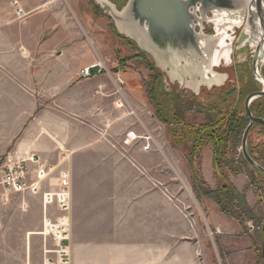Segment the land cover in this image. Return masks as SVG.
Returning <instances> with one entry per match:
<instances>
[{
  "label": "rangeland",
  "instance_id": "obj_1",
  "mask_svg": "<svg viewBox=\"0 0 264 264\" xmlns=\"http://www.w3.org/2000/svg\"><path fill=\"white\" fill-rule=\"evenodd\" d=\"M95 1L0 0V54L4 55L3 58L0 56V102L7 107L3 112L0 111V118L6 117V124H9L10 120H16L18 115L23 114L20 109L22 92H25V118L34 115L29 110L35 97L32 79L35 76L41 78L39 86L38 80L35 81L38 91L50 82L47 72L58 61V52L61 51L58 46L61 43L75 45L105 40L106 48L111 52L107 51L105 56L100 54L95 62L88 65H99L95 72H101L95 76L102 73L115 75L118 84L115 93L121 95L124 93L125 71L131 69L135 73L140 72L143 78L149 105L145 112L150 117L148 126L153 131L150 150L158 151L164 160L157 166V161L151 156L135 158L146 180L158 184L164 181V193L175 202V209L185 220L184 228L182 219L171 217L170 233H185L184 238L171 240V251L179 242L195 247L197 255L194 264H264V175L260 169L243 161L245 157L242 151V136L250 123L246 98L263 87L264 57L259 60L255 73V48L253 40H249L246 34V23L232 26L227 22L226 26H222L221 32L226 31L230 36L234 29L237 38L229 37L228 43H232L229 59L214 68L220 77V81L212 85L216 88L210 89L209 84L202 85L201 92L197 93L189 88L178 90V84L156 66L149 54L118 32L111 15L104 12ZM110 1L118 10L127 3V0ZM20 9L23 12L20 13ZM204 26L207 35L218 34L215 25L204 23ZM121 57L124 61L120 60ZM81 77L88 79L83 75ZM136 84L139 85L138 82ZM101 85L105 87L104 83ZM58 94L47 93L37 97L43 102H52L57 100ZM104 94L105 90L98 89V95ZM251 108L253 115L264 117V98L253 100ZM236 119L242 120V124L237 127L239 140L233 144L224 132L233 129ZM97 132L103 136L101 139H110L115 147L122 143L121 138H107L110 134L107 131ZM137 133L143 134L144 131ZM195 138H198L197 141ZM19 139L2 140L1 165L7 157L16 154ZM225 141L228 143L225 144ZM247 144L255 158L264 163L263 125L253 127ZM120 145L118 147L124 153L148 151L144 149L142 141L130 146ZM130 155L133 156V153ZM194 170L198 172V178H193ZM150 171L153 172V178ZM1 180L0 264H44V250L56 247L53 240L56 231L49 227L46 230V225L55 224L57 219L63 217L54 195H45L55 190L43 182L39 194H7ZM224 184L237 188L244 195L253 213V220L243 216L239 219L237 214L229 215L222 211L216 195ZM235 203V209L240 210L239 202L236 200ZM70 239L69 233L66 244L72 264ZM138 241L144 244L147 238L139 236ZM176 250L170 254V260L176 257Z\"/></svg>",
  "mask_w": 264,
  "mask_h": 264
},
{
  "label": "crops",
  "instance_id": "obj_2",
  "mask_svg": "<svg viewBox=\"0 0 264 264\" xmlns=\"http://www.w3.org/2000/svg\"><path fill=\"white\" fill-rule=\"evenodd\" d=\"M93 42L75 45L65 42L58 46L61 49L58 61L47 72L50 82L46 85L44 82V89L38 91L35 81L38 80L39 86L41 78L32 79L35 97L29 110L35 117L25 118V92H22L23 114L9 124L6 117L0 118V144L2 140L20 138L15 155L39 156V165L29 164L33 178L39 168L45 170L48 176L43 182L50 184L52 190H56L61 172L69 174L71 208L65 215L71 234L72 264H194L195 247L179 242L175 245L176 257L170 260L175 250L171 251V240L184 238L185 234L170 233L171 217L182 219L184 228L185 220L175 209V202L164 193V181L158 184L146 180L136 159L151 156L158 166L163 163L162 156L153 149L142 153L131 151L132 156L131 152L121 151L118 147L121 142L115 147L97 132L107 131L110 133L107 138L122 140L130 129L151 134L153 131L148 126L150 117L145 109L149 105L140 72L125 71L123 95L115 93L118 84L113 74L81 77L85 66L108 51L105 40ZM102 83L105 94L101 96L98 89ZM47 93L63 96L58 94L52 102L37 97ZM6 108L0 102V111ZM1 166L0 163V180ZM139 236L147 241L139 243Z\"/></svg>",
  "mask_w": 264,
  "mask_h": 264
},
{
  "label": "water",
  "instance_id": "obj_3",
  "mask_svg": "<svg viewBox=\"0 0 264 264\" xmlns=\"http://www.w3.org/2000/svg\"><path fill=\"white\" fill-rule=\"evenodd\" d=\"M95 2L111 15L118 32L149 54L172 82L180 84L181 90L189 88L200 93L208 79L220 78L214 68L227 59L222 54L214 59L222 49L219 33L207 35L204 23L215 25L219 32L218 27L222 29L227 22L232 26H242L245 22L250 26L246 32L249 39L258 40L253 60L255 73L264 57V0H127L121 10L110 0ZM231 46L228 45L230 51ZM260 97H264V89L246 98L250 123L244 131L242 151L247 162L264 174V167L250 155L247 144L253 127L264 126V118L254 116L250 107Z\"/></svg>",
  "mask_w": 264,
  "mask_h": 264
},
{
  "label": "built area",
  "instance_id": "obj_4",
  "mask_svg": "<svg viewBox=\"0 0 264 264\" xmlns=\"http://www.w3.org/2000/svg\"><path fill=\"white\" fill-rule=\"evenodd\" d=\"M23 10L20 9V13ZM98 64H93L91 66H86L81 70V76L93 77L96 75L95 69ZM101 71H98L100 73ZM99 89L103 91V85L99 86ZM118 90H116L117 92ZM152 134L150 132H144L143 134H138L136 131H129L122 138V144L125 146L133 145L136 141L144 142V149L148 150L151 146ZM40 162V157L36 154L29 155L27 157H21L18 155H13L7 157L1 166L2 180L1 184L6 190L7 194H20V193H31L39 194L42 191L43 181L47 178L45 170H40L36 172V177L33 178V171L29 167L30 163L38 164ZM37 168V169H38ZM59 178V184L57 188L52 193L45 194L46 197L51 194L54 195L56 199V205L59 211L63 214V217L56 220V223H47V227L50 230L56 231L53 236L55 241V248H46L44 250L45 260L44 264H71L69 247L67 246V241L69 240V224L66 219V212L71 208V182L70 177L67 172H61ZM60 229V231H59ZM45 233V232H44Z\"/></svg>",
  "mask_w": 264,
  "mask_h": 264
},
{
  "label": "trees",
  "instance_id": "obj_5",
  "mask_svg": "<svg viewBox=\"0 0 264 264\" xmlns=\"http://www.w3.org/2000/svg\"><path fill=\"white\" fill-rule=\"evenodd\" d=\"M125 60H127V59H125ZM260 98H262V97H260ZM260 98H257V99H260ZM239 119L235 120L236 123H235L233 129L232 128L226 129V131L224 132L226 135H229V137H228L229 138V142H231L233 144H235L239 140V135L240 134H239V129L237 127H239V125L242 124V122H241L242 120L240 121ZM198 129H200V128H198ZM197 139L198 138H195L196 141H197ZM221 139H223V138H220V140ZM227 143H228V141H225V144H227ZM195 148H196V145H195ZM193 150H194V148H193ZM250 151H251L250 152L251 156L258 163L259 161H258L257 158H255V155H254L253 151L252 150H250ZM243 161L245 162L246 160L243 159ZM259 163L264 167L263 161L259 162ZM254 168H256V167H254ZM197 173L198 172H196V171L193 173V178H198L199 177ZM216 198H217V202H218L220 208L222 209V211H224V213H227L229 215L230 214L231 215H236L237 214V215H239V217H238L239 219L242 216L246 217L248 220H253L254 219L251 209L247 206V204L245 202L244 195L242 193H240V191H238L237 188H230V186L228 184H224L223 187L217 191ZM236 200L239 202L240 210L239 209L238 210L235 209V206H236L235 201ZM239 211H241V212H239Z\"/></svg>",
  "mask_w": 264,
  "mask_h": 264
},
{
  "label": "bare ground",
  "instance_id": "obj_6",
  "mask_svg": "<svg viewBox=\"0 0 264 264\" xmlns=\"http://www.w3.org/2000/svg\"><path fill=\"white\" fill-rule=\"evenodd\" d=\"M247 1H249V0H247ZM236 23V22H235ZM245 26H247V30H250L249 29V25H245ZM241 28V27H240ZM218 30H219V34L217 35V37H218V42H219V44L222 46V49H221V52H217L216 53V55H215V57H214V59L215 58H220V56H221V54L223 55V57L224 58H228L229 57V55H230V50H229V47L232 45H230L229 43H228V41H227V33L228 32H226V31H222L221 32V29H220V27H218ZM247 32V31H246ZM257 35V34H256ZM250 40V39H249ZM253 41V45H254V48H256V45H257V42H258V40L254 37V39H252ZM228 45H229V47H228ZM229 50V51H228ZM229 59V58H228ZM99 64H100V62H99ZM100 68V67H99ZM101 69V68H100ZM101 70H103V69H101ZM256 73H257V70H256ZM96 74H98V73H96ZM216 75V74H215ZM217 76V75H216ZM218 79V78H217ZM209 81L211 80V79H208ZM264 84V83H263ZM103 88H104V85H103ZM264 88V87H263ZM251 107V106H250ZM154 139V138H153ZM247 142H248V140H247ZM152 147V146H151ZM149 150V149H148ZM248 151H249V149H248ZM249 153H250V151H249ZM251 155V154H250ZM246 160V159H245ZM247 161V160H246ZM71 259V258H70Z\"/></svg>",
  "mask_w": 264,
  "mask_h": 264
},
{
  "label": "flooded vegetation",
  "instance_id": "obj_7",
  "mask_svg": "<svg viewBox=\"0 0 264 264\" xmlns=\"http://www.w3.org/2000/svg\"><path fill=\"white\" fill-rule=\"evenodd\" d=\"M230 36H231L232 38L234 37L233 39H236V38H237V36H236V31H235L234 29H233V32L231 33ZM230 36H229V33H227V41L229 40V37H230ZM216 81H220V80L217 79V78H213V79H211L207 84H209V85L212 86L213 84H215ZM262 82L264 83V80H263ZM249 83H251V82H249ZM175 84H178V90H179V89H180V84H179L178 82H176ZM251 84H253V83H251ZM215 85H216V84H215ZM214 87H215V86H212L211 88L214 89ZM263 87H264V84H263ZM263 87L261 88V90H256V92H257V91H262V90L264 89ZM211 88H210V89H211ZM215 88H216V87H215ZM201 90H202V89L200 88L199 91L201 92ZM262 98H264V97H262ZM260 99H261V98H260ZM252 103H253V102H252ZM252 103H251V105H252ZM251 105H250V106H251ZM251 110H252V108H251ZM252 113H253V112H252ZM254 116H255V115H254ZM256 117H260V116H256ZM263 118H264V117H263ZM256 125H261V124H256ZM256 125H255V126H256ZM255 126H254V127H255ZM263 127H264V126H263ZM243 135H244V134H243ZM248 137H249V136H248ZM242 138H243V136H242Z\"/></svg>",
  "mask_w": 264,
  "mask_h": 264
}]
</instances>
